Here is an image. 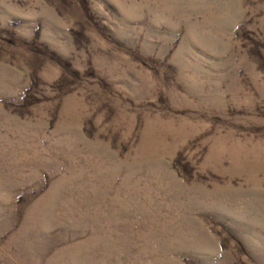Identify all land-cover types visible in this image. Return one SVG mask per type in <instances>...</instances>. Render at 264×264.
I'll return each instance as SVG.
<instances>
[{"label": "rangeland", "instance_id": "374dc122", "mask_svg": "<svg viewBox=\"0 0 264 264\" xmlns=\"http://www.w3.org/2000/svg\"><path fill=\"white\" fill-rule=\"evenodd\" d=\"M0 264H264V0H0Z\"/></svg>", "mask_w": 264, "mask_h": 264}]
</instances>
